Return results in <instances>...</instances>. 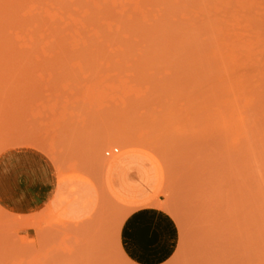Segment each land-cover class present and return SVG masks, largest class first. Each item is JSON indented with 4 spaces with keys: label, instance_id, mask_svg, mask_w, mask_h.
Wrapping results in <instances>:
<instances>
[{
    "label": "rangeland",
    "instance_id": "rangeland-1",
    "mask_svg": "<svg viewBox=\"0 0 264 264\" xmlns=\"http://www.w3.org/2000/svg\"><path fill=\"white\" fill-rule=\"evenodd\" d=\"M107 197L215 205L264 264V0H0V264Z\"/></svg>",
    "mask_w": 264,
    "mask_h": 264
},
{
    "label": "crops",
    "instance_id": "crops-1",
    "mask_svg": "<svg viewBox=\"0 0 264 264\" xmlns=\"http://www.w3.org/2000/svg\"><path fill=\"white\" fill-rule=\"evenodd\" d=\"M63 207L67 220L62 244L59 226L51 228L53 264L227 262V216L210 203L191 199L176 207L129 209L108 197L91 203L82 198L68 203L51 199V209Z\"/></svg>",
    "mask_w": 264,
    "mask_h": 264
},
{
    "label": "bare ground",
    "instance_id": "bare-ground-1",
    "mask_svg": "<svg viewBox=\"0 0 264 264\" xmlns=\"http://www.w3.org/2000/svg\"><path fill=\"white\" fill-rule=\"evenodd\" d=\"M145 176H146V175H145L144 171L141 170V171H140V174H139L140 181L145 180V179H146ZM126 185H127V183L124 182V181H122L121 184L118 185L117 189H118V191L120 192V194H123V195L127 194V193H126L127 191H126V189L124 188V186H126Z\"/></svg>",
    "mask_w": 264,
    "mask_h": 264
}]
</instances>
